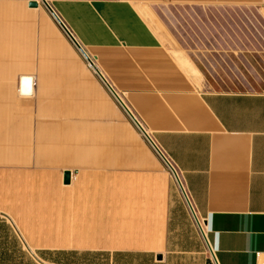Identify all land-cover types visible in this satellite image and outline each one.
I'll return each instance as SVG.
<instances>
[{
    "label": "crops",
    "instance_id": "0c3cea01",
    "mask_svg": "<svg viewBox=\"0 0 264 264\" xmlns=\"http://www.w3.org/2000/svg\"><path fill=\"white\" fill-rule=\"evenodd\" d=\"M259 1L0 0V264H259L264 92L208 86L140 8Z\"/></svg>",
    "mask_w": 264,
    "mask_h": 264
},
{
    "label": "rangeland",
    "instance_id": "374dc122",
    "mask_svg": "<svg viewBox=\"0 0 264 264\" xmlns=\"http://www.w3.org/2000/svg\"><path fill=\"white\" fill-rule=\"evenodd\" d=\"M140 8L163 30L167 43L199 68L208 86L264 92V0Z\"/></svg>",
    "mask_w": 264,
    "mask_h": 264
},
{
    "label": "built area",
    "instance_id": "2783aa9c",
    "mask_svg": "<svg viewBox=\"0 0 264 264\" xmlns=\"http://www.w3.org/2000/svg\"><path fill=\"white\" fill-rule=\"evenodd\" d=\"M52 15H53V18L55 19V21L58 23V25L61 27V29L64 31V33L67 35V37L70 39V41L77 47V49L83 50L80 43L74 37V34L69 29V27L66 25V23L63 21V19L61 17H59V15L56 14L54 11H52ZM86 60L90 66H92V67L95 66L93 60L89 56H87ZM108 88L115 93L114 89L110 85H108ZM118 102L123 107V109L125 110L127 115L135 123V125L139 128V130H143L140 122L136 119V117L132 114V112L124 104V102L121 99H118ZM143 134L147 138L149 144L151 145V147L153 148L155 153L162 159L163 163L167 166V168L171 172V174H172L173 178L175 179L179 188L184 192L185 197H186L190 207L192 208L193 214L195 215L194 209H193L192 204L190 202V199H189L188 195L186 194V191H185L183 184H182V181L180 179V174H179L178 169L175 167V165H173V163L167 157V155L164 153V151L145 132H143ZM195 218H196V222H197L199 230L201 231L202 234H204V228H203L202 222L196 217V215H195ZM257 255L259 258V264H264V251L257 252Z\"/></svg>",
    "mask_w": 264,
    "mask_h": 264
},
{
    "label": "water",
    "instance_id": "95a60500",
    "mask_svg": "<svg viewBox=\"0 0 264 264\" xmlns=\"http://www.w3.org/2000/svg\"><path fill=\"white\" fill-rule=\"evenodd\" d=\"M37 4H38L37 1L30 2V6H37ZM31 89H32V86L30 84L28 92H30ZM68 181H69V172L66 171V173H65V182L67 183Z\"/></svg>",
    "mask_w": 264,
    "mask_h": 264
},
{
    "label": "bare ground",
    "instance_id": "6f19581e",
    "mask_svg": "<svg viewBox=\"0 0 264 264\" xmlns=\"http://www.w3.org/2000/svg\"><path fill=\"white\" fill-rule=\"evenodd\" d=\"M70 170V169H69ZM73 174V173H72ZM66 183V182H65Z\"/></svg>",
    "mask_w": 264,
    "mask_h": 264
}]
</instances>
